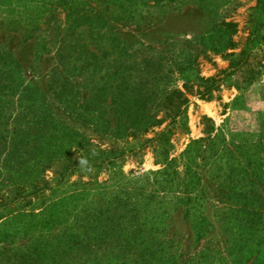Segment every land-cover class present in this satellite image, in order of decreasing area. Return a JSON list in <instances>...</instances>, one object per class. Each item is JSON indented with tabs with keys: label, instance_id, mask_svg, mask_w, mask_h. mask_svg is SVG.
Returning a JSON list of instances; mask_svg holds the SVG:
<instances>
[{
	"label": "rangeland",
	"instance_id": "1",
	"mask_svg": "<svg viewBox=\"0 0 264 264\" xmlns=\"http://www.w3.org/2000/svg\"><path fill=\"white\" fill-rule=\"evenodd\" d=\"M30 1L28 10L37 12L39 2L46 0ZM256 1L174 0L156 8L139 28L103 30L108 42L117 38L122 44L137 42L161 51L164 59L157 81L151 82L146 69L135 75L155 83L159 93L184 92V83L189 87L187 131L175 130L168 153L175 158L179 177L185 166L193 170L199 195L181 205L174 199L175 182L171 188H154L156 201L169 212L166 232L176 264H264V21L260 40L246 43ZM57 18L60 22V11ZM220 22L235 24L226 31L232 33V49L217 50L218 44L208 38L221 28ZM84 31L81 38L89 42ZM36 43L37 37L23 41L18 34L0 30V199L13 198L23 189L30 193L33 183L42 188L37 195L0 209V264H104L93 252L63 254L61 235L75 215L92 207L97 184L120 180L133 197L144 174L159 166L153 164L150 148L133 154L139 146L134 140L116 139L107 131L114 122L111 111L121 108L85 93L79 71L63 69L49 42L47 51L35 52ZM240 50L247 57L233 68ZM169 54L172 59L165 58ZM185 60L190 61L186 71ZM196 76L211 79L215 88L210 98L194 95L199 86ZM100 112L108 122L104 127ZM167 123L143 137L152 138ZM200 138L208 140L192 146L197 152L189 163L181 154ZM113 141L123 150L115 166L70 169L61 181L65 162L95 159L97 148L108 149L107 143ZM73 191L81 194L80 199L63 215L61 198ZM250 213L251 219L246 217ZM201 217L207 225L197 238L204 225Z\"/></svg>",
	"mask_w": 264,
	"mask_h": 264
},
{
	"label": "trees",
	"instance_id": "2",
	"mask_svg": "<svg viewBox=\"0 0 264 264\" xmlns=\"http://www.w3.org/2000/svg\"><path fill=\"white\" fill-rule=\"evenodd\" d=\"M173 1L46 0L39 2L37 12L28 10L30 0L2 1L3 10L0 13L5 12L7 16L0 17V30L18 34L23 41L37 37L35 52L47 51L45 44L48 42L53 45L61 58L63 69L66 66L73 67L83 76L82 88L85 93L92 92L99 102L108 101L107 105L111 108H121L111 111L109 117L114 122L111 126H106L107 131L116 139L134 140L139 146L132 150L133 154L145 147L150 148L153 164L159 166L144 174V183L139 184L133 197L121 186L120 180H115L110 185H106V182L97 184L92 207L75 215L73 222L65 229V234L61 235L63 254L93 252L99 254L96 258L104 264H176L171 252V240L167 238L166 232L165 219L169 212L156 201L158 190L154 188L161 185L171 188L175 182L177 194L174 199L181 205H187L199 195V192L195 193L196 179L193 170L185 166L182 177H179V172L175 170V158H169L168 153V141L175 130L180 129L184 133L187 131L185 110L188 101L185 95L189 93V87L184 83V92L173 89L159 93L155 83L150 84L141 75H135L146 69L147 74L150 72L151 82L157 81L164 59L161 51L154 46L137 42L122 44L117 38L108 42L103 33L105 28L113 29L118 26L139 28L156 8ZM59 11L61 23L57 18ZM263 21L264 0H257L256 9L248 20L247 44L260 40ZM220 26L208 38L218 44L217 50L232 49L235 46L230 40L232 33L227 34L226 31L235 24L220 22ZM82 29L89 42L81 38ZM166 57L172 59L171 54ZM246 57L247 53L240 50L232 67L243 65ZM189 62H183L184 71L188 70L186 66H189ZM195 81L199 86L194 95L199 99L210 98V93L215 88L209 83L211 79L196 76ZM99 115L98 120L102 121L104 127L108 122L101 112ZM164 121H168L165 128L152 138L143 137ZM205 140L208 138L192 141L181 156L187 157L190 163L197 152L192 146ZM107 144L108 149L97 148L99 157L95 159L65 162L62 165L61 181L69 174L70 169L115 166L123 155V150L117 147L115 141ZM37 186V183H33L30 193L23 192L24 189L19 190L13 198L1 196L0 209L22 202L29 195H37L42 190ZM146 186L151 188L149 192L145 189ZM79 196V192L73 191L61 198L63 215L67 214L69 207H76ZM184 212L188 213V209L185 208ZM251 215L247 214L246 217L251 219ZM201 222L204 225L197 231V238L205 231L207 219L201 217Z\"/></svg>",
	"mask_w": 264,
	"mask_h": 264
}]
</instances>
